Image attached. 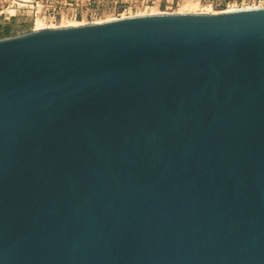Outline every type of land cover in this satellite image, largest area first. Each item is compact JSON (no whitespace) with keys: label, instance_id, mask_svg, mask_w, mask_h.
<instances>
[{"label":"water","instance_id":"95a60500","mask_svg":"<svg viewBox=\"0 0 264 264\" xmlns=\"http://www.w3.org/2000/svg\"><path fill=\"white\" fill-rule=\"evenodd\" d=\"M0 264H264V7L0 38Z\"/></svg>","mask_w":264,"mask_h":264},{"label":"rangeland","instance_id":"374dc122","mask_svg":"<svg viewBox=\"0 0 264 264\" xmlns=\"http://www.w3.org/2000/svg\"><path fill=\"white\" fill-rule=\"evenodd\" d=\"M246 7H264V0H102L95 7H65L63 14H58L55 18L53 8L46 0L40 1L38 5L34 0H0V8L9 17L2 19L0 37L32 31L37 22H42L47 28L71 26V22L89 24L148 13H196L206 10L220 13L227 9ZM58 10L57 8L55 11Z\"/></svg>","mask_w":264,"mask_h":264},{"label":"built area","instance_id":"2783aa9c","mask_svg":"<svg viewBox=\"0 0 264 264\" xmlns=\"http://www.w3.org/2000/svg\"><path fill=\"white\" fill-rule=\"evenodd\" d=\"M33 1V0H32ZM36 1V5L40 3L42 0H34ZM50 3L51 7L53 8V17L55 18L58 14H63V8L69 7L71 9H78V8H89V7H95L100 4L102 0H46ZM59 9L58 11H55L56 9ZM76 14V13H75ZM9 17L6 15V13L3 11V9L0 8V23L2 19H8Z\"/></svg>","mask_w":264,"mask_h":264},{"label":"bare ground","instance_id":"6f19581e","mask_svg":"<svg viewBox=\"0 0 264 264\" xmlns=\"http://www.w3.org/2000/svg\"><path fill=\"white\" fill-rule=\"evenodd\" d=\"M246 8H248V7H246ZM252 8H254V7H252ZM231 9H227V10H224V11H222V12H226V11H230ZM163 13V12H162ZM177 13H182V12H177ZM183 13H185V12H183ZM186 13H190V12H186ZM196 13H212V12H209V11H202V12H196ZM214 13V12H213ZM149 14V13H148ZM154 14V13H153ZM155 14H160V13H155ZM69 25H82V23H79V22H75L74 24H73V22H71V24H69ZM50 27V26H49ZM55 27V26H54ZM57 27V26H56ZM42 28H45V26H43V24H42V22H37L36 23V26H35V29H42ZM48 28V27H47Z\"/></svg>","mask_w":264,"mask_h":264},{"label":"crops","instance_id":"0c3cea01","mask_svg":"<svg viewBox=\"0 0 264 264\" xmlns=\"http://www.w3.org/2000/svg\"><path fill=\"white\" fill-rule=\"evenodd\" d=\"M1 26H2V21H1V23H0V27H1ZM1 37H2V36H1ZM1 37H0V38H1Z\"/></svg>","mask_w":264,"mask_h":264},{"label":"trees","instance_id":"16d2710c","mask_svg":"<svg viewBox=\"0 0 264 264\" xmlns=\"http://www.w3.org/2000/svg\"><path fill=\"white\" fill-rule=\"evenodd\" d=\"M6 29H8V28H6Z\"/></svg>","mask_w":264,"mask_h":264}]
</instances>
